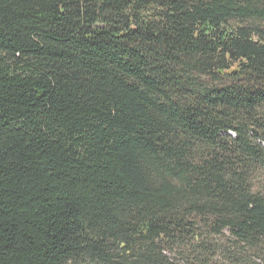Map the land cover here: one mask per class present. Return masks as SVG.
<instances>
[{
    "label": "trees",
    "instance_id": "trees-1",
    "mask_svg": "<svg viewBox=\"0 0 264 264\" xmlns=\"http://www.w3.org/2000/svg\"><path fill=\"white\" fill-rule=\"evenodd\" d=\"M0 264H264V0H0Z\"/></svg>",
    "mask_w": 264,
    "mask_h": 264
}]
</instances>
